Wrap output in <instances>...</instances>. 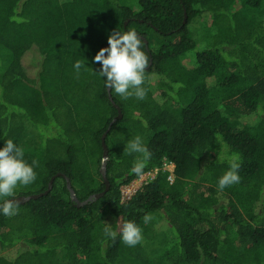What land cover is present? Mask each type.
<instances>
[{"label":"trees","instance_id":"obj_1","mask_svg":"<svg viewBox=\"0 0 264 264\" xmlns=\"http://www.w3.org/2000/svg\"><path fill=\"white\" fill-rule=\"evenodd\" d=\"M124 2L0 0V146L11 139L36 162V180L3 199L43 194L55 177L0 214V264H264V0ZM116 28L147 42L146 95L110 90L122 119L105 137L109 189L78 207L65 178L79 202L105 189L101 137L117 110L92 58ZM136 136L154 176L122 202L141 177ZM234 159L240 181L220 191ZM128 220L142 230L134 247L105 235Z\"/></svg>","mask_w":264,"mask_h":264},{"label":"clouds","instance_id":"obj_2","mask_svg":"<svg viewBox=\"0 0 264 264\" xmlns=\"http://www.w3.org/2000/svg\"><path fill=\"white\" fill-rule=\"evenodd\" d=\"M107 47L100 48L92 58V63H98L99 69L94 71L103 78L106 89L114 92L124 99L135 96L143 99L146 95L143 84L145 73L149 66V57L144 50V41L135 29L120 30L116 28L107 38ZM87 61L83 58L73 64V68L79 74L85 68ZM129 154H139L134 162L132 172L140 177L143 175L147 162L151 159V152L144 143L142 137L136 136L127 143ZM24 149L13 140L8 139L0 146V214L13 216L17 213L18 204L13 197L18 186H28L36 180L34 167L36 162L29 164L24 158ZM240 165L235 159L230 165V170L218 180V189L223 191L226 187L237 184L240 181L238 169ZM152 217L146 215L145 223ZM105 235L115 240L119 235L121 241L134 247L141 242L142 230L133 221L119 222L117 229L112 230L106 224Z\"/></svg>","mask_w":264,"mask_h":264},{"label":"water","instance_id":"obj_3","mask_svg":"<svg viewBox=\"0 0 264 264\" xmlns=\"http://www.w3.org/2000/svg\"><path fill=\"white\" fill-rule=\"evenodd\" d=\"M124 26H126V23H125ZM144 43L146 45L147 42L144 40ZM105 47H107V46H105ZM107 92H108V99H109V101L111 102L112 106L117 110V116L112 120V122L109 124L106 132L101 137V144H102L103 153H102V162H101V167H100L99 172H100V175L102 177L103 183L105 185V189H104V191L102 193L95 194L91 198H89L88 200H86L84 202H79L77 200L76 196H75L74 191L71 188L70 180L68 178H65L66 188H67V190H68V192L70 194L71 200L73 202H75L78 207L83 206V205H86L88 202L98 200L109 189V183H108L107 178H106V164H105V162H106V158H107V149H106V146H105V137H106L107 133L109 132L111 126L116 121H119V120L122 119V114H121L120 109L116 106V104L112 100V97L110 95V90L109 89H107ZM58 176H62V175H60V174L56 175V177H58ZM54 179H55V177L50 180V183L48 185V188H47V190L43 194H37V195H32V196H27V197L26 196H18V197H14V198H10V199L15 200L17 202V204H25L29 200L38 199L39 197H41L43 195H47L51 191V189H52V185H53Z\"/></svg>","mask_w":264,"mask_h":264},{"label":"rangeland","instance_id":"obj_4","mask_svg":"<svg viewBox=\"0 0 264 264\" xmlns=\"http://www.w3.org/2000/svg\"><path fill=\"white\" fill-rule=\"evenodd\" d=\"M136 1L137 0H125L124 5L136 10V8H137ZM35 58H36V52L31 50V52L28 55H26V57L24 59V63L28 67V70H29L28 73L32 77L35 75V70H34V67L32 65V60H35ZM142 181H143L142 179H138L136 181H133L128 186L121 188V193L123 192L126 195V196H124V199L126 198L124 201L128 200L130 198V196L137 189H139V187L142 185ZM144 181H146V180H144Z\"/></svg>","mask_w":264,"mask_h":264},{"label":"built area","instance_id":"obj_5","mask_svg":"<svg viewBox=\"0 0 264 264\" xmlns=\"http://www.w3.org/2000/svg\"><path fill=\"white\" fill-rule=\"evenodd\" d=\"M163 169L168 170V172H169L168 180L170 182H172V180H173L172 173H173L174 165L172 163H166L163 165ZM153 176H154V173H146V174L142 175L139 179L143 180L142 181V184H143L144 182H146L148 180V178L151 179V178H153ZM144 180H146V181H144ZM124 196H126V195L122 192L121 193V201L123 200L122 202H124V200L126 199V198L124 199Z\"/></svg>","mask_w":264,"mask_h":264}]
</instances>
